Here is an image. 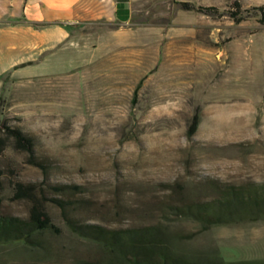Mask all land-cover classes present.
<instances>
[{
    "label": "rangeland",
    "instance_id": "1",
    "mask_svg": "<svg viewBox=\"0 0 264 264\" xmlns=\"http://www.w3.org/2000/svg\"><path fill=\"white\" fill-rule=\"evenodd\" d=\"M233 1L189 3L216 12L204 15L212 21L213 37L201 44L213 62L188 69L189 77L181 71L188 82L161 72L156 58L163 44L146 51L149 60L111 59L107 51L77 68L68 69L71 58L65 70L21 81L48 71L12 73L0 65V120L31 139L40 165L28 163L0 124V215L26 217L36 203L57 229L36 237L42 248L1 245L0 264L106 258L99 245L71 232L49 199L61 201L65 214L79 222L110 229L159 225L179 237L171 249L198 264L264 259L263 219L199 231L196 222L167 213L172 203L211 201L228 186L264 183V25L252 18L233 23L226 14ZM235 1L240 9L264 6V0ZM152 7L139 14L150 26L158 23L151 19L157 10L145 15ZM92 44L85 36L79 46ZM196 107L199 123L188 138ZM17 186L28 196L17 197Z\"/></svg>",
    "mask_w": 264,
    "mask_h": 264
},
{
    "label": "crops",
    "instance_id": "2",
    "mask_svg": "<svg viewBox=\"0 0 264 264\" xmlns=\"http://www.w3.org/2000/svg\"><path fill=\"white\" fill-rule=\"evenodd\" d=\"M171 1L170 6L169 0H0V65L12 73L20 68L48 71L17 79L21 81L65 70L71 58L74 64L68 69L77 68L85 59H101L107 51L111 59L124 55L127 60H149L146 51L163 44L156 58L161 72L177 81L181 71L189 77L188 69L211 65L201 44L213 37L212 21L177 6L197 0ZM148 5H160L151 18L158 23L152 26L144 14L139 16ZM85 36L92 38L93 49L79 46Z\"/></svg>",
    "mask_w": 264,
    "mask_h": 264
},
{
    "label": "trees",
    "instance_id": "3",
    "mask_svg": "<svg viewBox=\"0 0 264 264\" xmlns=\"http://www.w3.org/2000/svg\"><path fill=\"white\" fill-rule=\"evenodd\" d=\"M177 5L181 10H193L203 15L216 12L212 7H195L186 2ZM226 14L235 24L252 18L259 25H264V6L240 9L238 2L234 0ZM141 82L142 79L132 91L131 104L136 102ZM0 122L5 135L12 138L14 148L27 153L29 164L40 166L33 158L31 139L18 128L10 127L1 120ZM198 123V107H196L187 125L188 138L195 133ZM26 192L27 189L17 186V197L28 196ZM49 201L60 210L61 217L72 233L99 245L106 253V258L102 261L79 260L74 264H198L176 254L171 249L170 242L179 237L167 233L159 225L110 229L69 218L61 201L55 199ZM167 213L196 222L199 231L221 224L264 220V183H251L244 187L228 186L221 191L219 198L211 201L172 203L167 206ZM46 231L55 233L57 229L36 203L31 204L26 217L0 215V246L22 242L31 247H41L36 237ZM192 235H186L188 236L186 238H191ZM205 264H264V259L224 262L215 258L207 260Z\"/></svg>",
    "mask_w": 264,
    "mask_h": 264
},
{
    "label": "water",
    "instance_id": "4",
    "mask_svg": "<svg viewBox=\"0 0 264 264\" xmlns=\"http://www.w3.org/2000/svg\"><path fill=\"white\" fill-rule=\"evenodd\" d=\"M169 3H170V2H169ZM154 12H155V5H154L152 8L148 9V10L145 12V15H146V16H152V15L154 14Z\"/></svg>",
    "mask_w": 264,
    "mask_h": 264
}]
</instances>
